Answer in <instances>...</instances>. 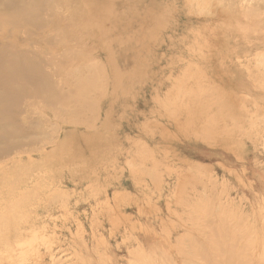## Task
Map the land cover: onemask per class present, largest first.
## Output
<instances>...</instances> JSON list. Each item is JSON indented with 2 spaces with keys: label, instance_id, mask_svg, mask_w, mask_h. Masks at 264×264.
I'll list each match as a JSON object with an SVG mask.
<instances>
[{
  "label": "rangeland",
  "instance_id": "1",
  "mask_svg": "<svg viewBox=\"0 0 264 264\" xmlns=\"http://www.w3.org/2000/svg\"><path fill=\"white\" fill-rule=\"evenodd\" d=\"M5 59L0 264H264V0H0Z\"/></svg>",
  "mask_w": 264,
  "mask_h": 264
},
{
  "label": "bare ground",
  "instance_id": "2",
  "mask_svg": "<svg viewBox=\"0 0 264 264\" xmlns=\"http://www.w3.org/2000/svg\"><path fill=\"white\" fill-rule=\"evenodd\" d=\"M7 2V0H5ZM23 69L20 70L21 73L16 70H10V64L8 60H4L0 62V88H2V92L4 97L8 96H19V94H23L25 91L23 90V86L26 87H34V90H30L39 95L41 91V87L47 88V84H42L41 77L36 70H33L30 65H22ZM14 85H13V84ZM24 83V85H23ZM16 86V87H15ZM29 90V89H28ZM51 95H48V100L50 101ZM3 102V101H2ZM36 104V103H35ZM30 105V104H29ZM15 106H12L10 103H6L5 106L1 103V112L5 113L7 116L0 114V120H3L4 123L0 126V137L7 139L12 137L14 141L17 135L19 134L10 124L12 119H10L11 114H13L12 109ZM31 112V111H30ZM10 134V135H9ZM1 140V138H0Z\"/></svg>",
  "mask_w": 264,
  "mask_h": 264
}]
</instances>
